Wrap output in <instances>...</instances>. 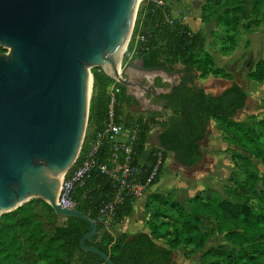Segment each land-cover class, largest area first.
Listing matches in <instances>:
<instances>
[{
	"label": "trees",
	"instance_id": "trees-1",
	"mask_svg": "<svg viewBox=\"0 0 264 264\" xmlns=\"http://www.w3.org/2000/svg\"><path fill=\"white\" fill-rule=\"evenodd\" d=\"M163 1L166 3L167 0ZM139 6L130 44L137 35L145 40L136 43L134 57L144 69H163L170 73L178 64L184 67L177 84L179 89L158 99L162 100V112L145 119L134 120L125 114L124 108L139 105L125 88L118 85L115 122L123 123L124 130L134 132L136 136L132 147L134 164L142 158L148 134L155 127L161 130L159 149L149 154L140 170L142 186L157 153L162 157V167L167 154H172L183 168L194 167L201 159L199 146L206 138L211 122L217 124L229 145L253 156L264 170V121H258L261 131H257L250 119L249 122L234 120L245 106V92L234 82L216 94H207L194 84L195 73L199 79L211 75L231 80V76L222 70L213 69L212 60L204 51L203 36L171 19L166 7L161 11L146 0ZM200 18L204 23L215 20L226 36H234L229 38L233 49L239 31L264 29V0H204ZM145 22L153 26L152 31L145 30ZM5 52L0 48V54ZM125 58L126 55L122 63ZM187 73L191 75L190 83L182 87ZM91 76L92 97L87 126L88 131L94 127L95 135L107 124V90L113 81L98 68L92 69ZM247 78L262 84L264 62H258ZM262 106L264 109V101ZM86 138L87 135L81 152L86 149ZM230 154L233 174L239 172L243 177L237 184L236 194L245 199L244 202L204 190L181 206L171 194L153 193L145 204L148 232L133 237L122 235L118 239H114L97 219L101 204L111 199L112 184L99 171L92 170L84 184L72 193L76 211L93 220L97 227L95 237L85 246L102 252L113 264H173L172 256L179 249L184 250L186 259L201 254L200 264H264V171L260 174L244 155L235 151ZM108 155L109 144L105 143L97 151V164H107ZM162 167L145 191L157 184ZM258 185L262 191H257ZM134 202L132 197H124L115 210L113 225L130 217ZM89 232L87 223L78 219L59 221L45 202L31 200L0 216V264H105L100 257L80 249L81 238ZM212 239H220L223 243L204 250Z\"/></svg>",
	"mask_w": 264,
	"mask_h": 264
},
{
	"label": "water",
	"instance_id": "water-1",
	"mask_svg": "<svg viewBox=\"0 0 264 264\" xmlns=\"http://www.w3.org/2000/svg\"><path fill=\"white\" fill-rule=\"evenodd\" d=\"M139 0H0V216L31 200L45 202L59 221L78 219L90 232L80 249L113 264L85 243L96 223L56 203L60 177L75 162L88 117L92 76L98 68L125 88L138 87L131 69L143 74L175 72L144 69L140 61L119 70L116 61L128 43ZM121 55V62H122ZM137 63V64H136ZM182 85L188 86L191 75ZM230 87V86H229ZM177 85L166 95L175 91ZM208 94V93H207Z\"/></svg>",
	"mask_w": 264,
	"mask_h": 264
},
{
	"label": "rangeland",
	"instance_id": "rangeland-1",
	"mask_svg": "<svg viewBox=\"0 0 264 264\" xmlns=\"http://www.w3.org/2000/svg\"><path fill=\"white\" fill-rule=\"evenodd\" d=\"M140 3L141 1L138 2V6H137L136 13H135L134 22H133L134 25L137 19V12L139 10ZM166 4H168L169 6L167 5L166 6L167 8L165 9H169L168 7H171L172 10L178 11L180 8H183L182 3L180 2L174 3V2L168 1ZM191 13H193V11H191ZM145 24H146L145 30L152 31L153 26H151V24H149L148 22H145ZM134 25L132 28V33H133ZM211 27L212 28H210V32H209L211 33V35L206 34L207 37H206L205 52L208 55L210 56L212 55V57H214L215 63H217L216 62L217 59L221 57H222L221 60L222 59L225 60L222 65L225 68L224 71L232 75L231 81L234 80L233 82H235L245 92L247 96V100L245 102L244 108L235 116L234 120L237 122H247V121L249 122V119H250L251 123H253L252 124L253 127L257 131H261V129L259 130L257 123L258 121H264V109L262 106V102L264 101V82L262 84H256L255 82L248 80L247 75L250 71H252V67L258 60L257 58L259 56L258 52L264 51V33L262 31L263 28L261 27L258 28V29H262L260 30L262 33L259 32L258 29H254V28L249 33V35H251L254 40L252 39L245 40L244 38L245 33L241 31L237 33L239 38L243 37L244 39L238 42L237 41L238 37L236 35L235 38H236L237 45H235L234 47L235 49L234 48L232 49L231 48L232 43L230 42L229 38L233 39L234 36L232 37L226 36L225 31H223L222 29H219V30L216 29V26L214 24H211ZM258 40H260V42ZM130 41H131V35L126 45V48L124 50L123 56L126 55V58H125V63L121 62V71L123 67L133 64L136 61H139L138 59L134 57L135 42L132 41L130 44ZM252 41H254V46L256 47V45H258V47L252 48L253 47ZM256 41H258V43H255ZM239 44H240V47L237 48ZM261 47H262V50H259ZM123 56H122V61H123ZM214 66L216 65H213V67ZM91 72H92V69H90V74ZM162 76L163 75L161 73L147 74L145 76L146 79H140L139 81H136L134 83H138L142 88L147 89L149 86V83L151 82L152 84H150V86L154 88L155 94L159 92L169 91L171 86L177 84V82L173 80L172 78L167 80L168 83L162 84L161 82ZM195 76L198 78V74L195 73ZM210 76L211 75H207L202 80L204 81L205 79L209 80V82H206V86L209 87L207 91H210L211 93H216L219 90L226 88L228 85H230V83H232L228 79L220 82L218 79H221V78L217 76H213V77H210ZM151 77L152 79H150ZM212 79H214L215 81L211 82ZM198 82L200 83V81ZM199 83L197 85H199ZM130 93L131 95H133V97H136L135 99L136 100L138 99V101L141 102V104L144 103L145 108L144 106L140 107V109L137 108V106L136 108L132 107L133 109L124 108L125 114H131L135 117H146L147 118L149 115H152L153 113H159L161 111V109L158 106H154V107L150 106L149 102H150V99L152 98V95H151L152 93L150 91H143L139 89L138 87H134L130 89ZM140 95L143 97H141ZM91 97H92V89L90 93V100H91ZM145 101L148 103L146 104ZM89 105H90V101H89ZM132 112H135V113H132ZM88 114H89V108H88ZM157 121L159 122L160 120H157ZM212 127H213V130H211ZM157 128L158 127H155L152 130L155 131L157 130ZM216 128L217 126L211 123L209 124V127L207 128L206 137H208V135H211L212 138H216V139L212 144H207L206 141L204 144H202L203 149H206L207 147H212V146H214V149L210 148L206 150L205 152L208 154V156H205V158L201 162H199V164L197 163L195 165V168L194 167L189 168V169L186 168L184 170L187 172L188 177H190L191 176L190 172L192 173L195 170L200 169L199 166L201 165V163L205 162L203 171L206 174L205 176L206 180L214 181L215 186H213L212 188H214V190L219 191V193L222 194L224 198H233L234 201L242 203L245 201V199L239 197L236 194V188H237V184L242 182L243 177H242V174H240L239 172H236V174H233L234 168H232L231 165L229 164V161L227 157L225 156L226 152L230 153L231 151H235V152H238L244 155L246 158L250 159L254 169L258 170L260 174H262L264 170L261 167L260 162L258 160L254 159L253 156L243 152L239 148L234 147V146H230V147L228 146L227 150H225L226 148L224 145L220 147L219 145H221L220 143L221 137H219V135L216 134L218 132ZM87 133H88V126L86 122L83 137H82V142H81L82 144L84 142V139ZM82 144L80 145V150H81ZM173 163H174L173 165L176 167L180 166L176 162L175 159L173 160ZM166 175H168L167 171L165 173V176ZM179 175L180 173L176 174V176H179ZM229 177H230V185L228 184ZM257 191L258 192L262 191L260 185L257 186ZM222 243L223 242L220 239H212L205 246V250L218 246ZM198 259H200V254L194 256L192 259L187 260L186 258H184V250L181 249V251L173 255L172 263L173 264H198L199 263Z\"/></svg>",
	"mask_w": 264,
	"mask_h": 264
},
{
	"label": "crops",
	"instance_id": "crops-1",
	"mask_svg": "<svg viewBox=\"0 0 264 264\" xmlns=\"http://www.w3.org/2000/svg\"><path fill=\"white\" fill-rule=\"evenodd\" d=\"M168 1L174 2V3H179V2L182 3V7L183 8H180L178 11H174V10L171 9V7H168L169 9H167V11H168V13L170 15V18L173 19V20H178L180 23H182L183 25L188 27L191 32L200 33L203 36V39H204V51H205L206 37H207L206 34L207 35H209V34L211 35V33H209L210 32V28H212L211 24H214L216 26V29H218V30L219 29L223 30V28L220 27L216 23L215 20H211V21H209L207 23H204V22L201 21L200 15H201V9L204 6V0H167L166 3ZM167 5L168 4H166V6ZM191 11H193V13H191ZM254 29H258V28H254ZM258 30H259V32H261L260 30H262V29H258ZM262 31L264 33V29ZM241 32H243V31H241ZM250 32H243V33H245V36H244L245 40H250V39L254 40L252 38V36L249 35ZM237 37H238V35H237ZM244 38L243 37L242 38L238 37L237 41L240 42ZM258 41L260 42V40H258ZM258 41H256L255 43H258ZM252 43H253L252 44V46H253L252 48H254L255 47L254 46V41H252ZM236 45H237V43H236ZM239 47H240V44H239V46L237 48H239ZM256 47H258V45H256ZM237 48H236V50H237ZM259 50H262V47ZM258 55H259L257 57L258 60L256 61V63L252 67V71H253L255 65L258 62H264V51L258 52ZM210 58L212 60V65H216V66L213 67V69L222 70L226 74L230 75L231 76V80H232V75L229 74L228 72L224 71L225 68L222 66L223 62L225 60L222 59L223 60L222 61L221 60L222 57H221V58L217 59V61H216L217 63H215V59H214V57H212V55L210 56ZM183 71H184V67L181 64H178L175 67L174 71H173V72L176 73V76L174 78H172V79L175 80L177 82V84L179 83L180 79L183 76ZM252 71H250V72H252ZM146 75L147 74L141 73L137 68L136 69H131V71H130V76H131V78H132V80L134 82L139 81L140 79H146L145 78ZM210 77H213V76H210ZM161 78H162L161 79L162 84L168 83L167 80L171 79L170 77L168 78L165 75H163ZM150 79H152V77ZM197 79H199V78H197ZM197 79L194 81V84L197 87L202 88L205 91V93H208V94L219 93V92L225 90L226 88H228L231 85V83H230V85H228L226 88H223V89L219 90L216 93H211L210 91H207V89L209 87L206 86V82H209V80L205 79V81H204L202 79H199V80H197ZM218 80L220 82H222V81H225L226 79H222L221 78V79H218ZM198 81H200V83ZM213 81H215V80L212 79L211 82H213ZM233 81H231V82L233 83ZM198 83H199V85H197ZM150 84H152V83L150 82L149 86H150ZM256 84H258V83H256ZM131 97H132V99H134V101L136 103H138L139 106L137 108L140 109V107H143V106L145 108V104L144 103L141 104V102H139L138 99L136 100L135 99L136 97H133V95H131ZM141 97H143V96H141ZM246 100H247V96H246ZM145 103L147 104L148 102L145 101ZM132 107L136 108L135 105H131L129 108L131 109ZM126 109H128V108H126ZM132 113H135V112H132ZM128 115H130L134 120L138 118V117H135V116H133L131 114H128ZM145 118L146 117H144V119ZM211 124L217 126V124L214 123V122H211ZM211 130H213V127H212ZM216 130H218V132L216 134H218L219 137H221V142H220L221 145H219V146L222 147L224 145L225 148H226L225 150H227L228 146L230 147L231 145H229L223 139L222 131L219 129L218 126H217ZM94 132H95L94 127L93 126L90 127V129H89V131L87 133L86 141H85L86 149L90 148L93 145L94 136H95ZM160 133H161V130L159 128H157V130H155V131L152 130L148 134L146 142H145V145H144V153H143L142 158L140 160V162L143 165L147 161L149 154L151 152L156 151V150L159 149L158 148V136H159ZM131 135L132 134L128 130H125V133H124V135H122L120 141L121 142L126 141L127 139L130 138ZM215 139L216 138H212L211 135H208V137L204 138V140L202 141V143L199 146V150H200V153H201V159H200L199 162H201L205 158V156H208V154L205 152L206 150H208L210 148L214 149V146L207 147L206 149H203L202 148V144H204L205 141H206L207 144H212L215 141ZM225 156L227 157V159L229 161V164L233 168V165H232V162H231V154L229 152H226ZM173 160H174V157H173L172 154H167L166 155V159L164 160L163 167H162V170H161V174H160V176L158 178L157 184H155L154 186H152L151 188L146 190L143 193L142 197H140L139 199L135 200V202L133 203V206H132V213H131L129 218L123 220L119 224L114 225L112 230L109 231L111 236L114 239H118L122 235H126L128 237H133V236H135L137 234H140V233L146 234L148 232L147 231V227H146V223L148 221V214H147V211H146V208H145V204H146L147 197L149 195L153 194V193H157V194H161V195L171 194V196L173 197L174 201L179 203L181 206H185L186 201L188 199L196 196L201 191L213 190V191L219 192L217 190H214V188H212L213 186H215L214 185V181L213 180L208 181L205 178L206 174L203 171L205 162L201 163V165L199 166L200 169L195 170L192 173L190 172L191 176L188 177L187 172L184 170L186 168H182L180 166H177V167L174 166L173 165L174 164ZM199 162H198V164H199ZM191 168H193V167H191ZM194 168H195V166H194ZM196 169H197V167H196ZM166 171H167L168 175L165 176ZM179 173H180V175L176 176V174H179ZM208 242L206 243V245L208 244ZM179 251H181V249H179L175 253H177ZM196 255H198V254H196ZM196 255L191 256L189 259H192ZM200 256H201V254H200ZM189 259H187V260H189ZM198 262H199L198 264H200V259H198Z\"/></svg>",
	"mask_w": 264,
	"mask_h": 264
},
{
	"label": "built area",
	"instance_id": "built-area-1",
	"mask_svg": "<svg viewBox=\"0 0 264 264\" xmlns=\"http://www.w3.org/2000/svg\"><path fill=\"white\" fill-rule=\"evenodd\" d=\"M142 1V0H139ZM152 3L156 9H163L166 3L163 0H146ZM132 36V31L131 34ZM144 37L137 35L134 39L137 42H144ZM118 83L113 81L107 90L109 98L107 124L101 132L94 136L93 145L79 154L71 168L63 175L57 193L56 203L63 209L72 207V193L76 187L82 186L88 179L92 170L96 169L101 175L106 176L112 184V196L109 201L101 204L98 210V221L107 230H112L113 218L117 206H119L126 196L139 199L149 185L157 176L162 167V157L155 155L152 169L144 186L140 183L139 174L143 164L139 161L136 164L132 160V147L135 145L136 137L133 134L124 142L120 139L124 135V124L115 122L114 104L119 93ZM109 144V155L107 164H97L96 155L98 149L103 144Z\"/></svg>",
	"mask_w": 264,
	"mask_h": 264
},
{
	"label": "flooded vegetation",
	"instance_id": "flooded-vegetation-1",
	"mask_svg": "<svg viewBox=\"0 0 264 264\" xmlns=\"http://www.w3.org/2000/svg\"><path fill=\"white\" fill-rule=\"evenodd\" d=\"M1 54H2V53H1ZM176 85H177V84H176ZM161 95H162L161 92L156 93V94L150 99V102H149V104H150L151 107L158 106V107L161 109V111H160L159 113L162 112V100H158L159 97H160ZM154 101H158V102L155 103Z\"/></svg>",
	"mask_w": 264,
	"mask_h": 264
},
{
	"label": "bare ground",
	"instance_id": "bare-ground-1",
	"mask_svg": "<svg viewBox=\"0 0 264 264\" xmlns=\"http://www.w3.org/2000/svg\"><path fill=\"white\" fill-rule=\"evenodd\" d=\"M125 48H126V44L124 45V47L122 48L121 52L119 53V55H118V59H117L116 64H115V65H116V68H117L118 71H120V70H119V67H120V63H121V55H122V53L124 54V50H125ZM62 177H63V176L60 177V180H59V182H58L57 185H56V188H57V189H59L60 181H61Z\"/></svg>",
	"mask_w": 264,
	"mask_h": 264
}]
</instances>
